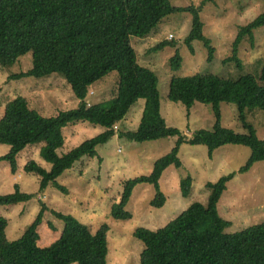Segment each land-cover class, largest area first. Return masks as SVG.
<instances>
[{
	"label": "trees",
	"instance_id": "16d2710c",
	"mask_svg": "<svg viewBox=\"0 0 264 264\" xmlns=\"http://www.w3.org/2000/svg\"><path fill=\"white\" fill-rule=\"evenodd\" d=\"M206 1L212 0L188 6L175 5L172 0H0V63L10 68L30 51L33 57L31 68L12 73L9 78H40L61 73L79 99L75 109L60 111L53 117H43L32 110L25 96L9 101L0 119V144L11 149L0 157V161H9L14 173L17 156L27 146L42 139L43 154L52 163L50 170L46 171L33 160L27 163L25 170L39 176L40 190L52 185L67 193L56 179L82 158L97 156L100 145L116 134V125L140 98L146 102L137 131H124L120 136L138 143L180 136V130L167 126L162 117L158 76L138 62L131 38L144 39L164 18L190 12L192 26L186 43L192 48L194 41L203 42L208 50L207 60L212 62L215 48L204 35L200 17ZM259 27H264V10L239 29L232 54L224 62L235 61L240 66L238 48L244 40L253 45L252 32ZM171 44L161 42L153 49ZM181 63L182 57L176 52L171 57L172 69L177 70ZM255 64L260 69L254 74L249 72L238 77L195 73L171 78L169 98L182 102L189 109L196 101L212 103L216 124L213 130H200L189 139L180 136L172 150L155 162L150 176L127 181L119 203L112 206V217L132 218L126 208L138 184H150L156 189L152 206L165 204L159 181L166 168L182 166L179 151L184 142L206 146L210 157L216 149L227 144L248 147L250 156L241 172L264 161V139L257 136L244 116L246 109L264 112V84L261 83L264 81V57L257 59ZM114 70L118 72V79L112 97L89 102L87 96L93 92L92 84ZM222 101L236 103L246 134H236L222 127L219 109ZM79 121L100 125L105 131L58 156L56 150L64 143L63 128ZM233 178L234 173L207 184L211 190L207 206L194 203L177 218L155 230L137 227L134 236L144 244L140 264H264V222L232 233L225 232L230 222L220 216L218 203ZM192 184L190 176L181 181L184 197L190 195ZM30 198L31 195L22 193L16 186L14 193L0 196V208L27 203ZM46 212L49 210L42 206L16 240L7 238L8 221L0 216V264H108V224L94 232L91 226L71 214L51 211L62 220V231L49 244L39 246V226ZM48 226L54 229L52 223L48 222Z\"/></svg>",
	"mask_w": 264,
	"mask_h": 264
},
{
	"label": "rangeland",
	"instance_id": "374dc122",
	"mask_svg": "<svg viewBox=\"0 0 264 264\" xmlns=\"http://www.w3.org/2000/svg\"><path fill=\"white\" fill-rule=\"evenodd\" d=\"M203 0H172L175 5H199ZM264 10V0H212L206 1L200 10L204 24V35L215 48L214 60H207L208 50L203 42L196 40L192 48L186 43L191 26L190 12L175 13L166 17L146 38L132 37L137 59L158 76L161 115L167 126L178 128L182 137L191 138L200 130H213L216 116L212 103L196 101L189 109L180 101L169 98L170 81L174 75L213 73L219 76L238 77L260 69L255 64L264 57V27L253 30V45L244 40L238 48L240 66L235 61L224 62L232 54L233 42L241 27L248 25ZM171 42L164 48L154 50L161 42ZM193 49V51L191 50ZM176 52L182 57L180 68L173 70L171 57ZM32 52L22 55L15 65L5 67L0 63V119L9 101L17 96H25L32 110L43 117L56 116L60 111L75 109L79 99L73 93L61 73H52L40 78L26 76L20 79L9 78L12 73L26 71L32 67ZM118 72L112 71L101 77L91 86L89 102H100L112 97L117 88ZM264 84V81L261 82ZM146 100L140 98L131 107L125 118L116 125V134L98 148L95 157H84L71 169L64 171L56 182L67 193L48 185L39 188V176L25 170L30 160L49 171L51 161L43 154L44 141L39 139L27 146L16 158V171L12 172L9 161H0V196L20 191L31 195L27 203L0 208V216L8 221L6 236L9 240L19 239L27 225L45 206L49 212L43 216L39 226V246H45L56 239L63 227L61 219L51 211L71 214L88 224L94 232L103 224L108 230V264H140L143 242L134 236L139 226L150 229L163 227L177 218L194 203L208 205L211 190L208 183H216L223 176L234 173L218 203L220 216L229 221L225 232L232 233L264 222V161L254 163L249 170L241 172L246 164L250 149L241 145L227 144L216 149L209 156L204 145H191L184 142L180 146V168L170 166L164 171L159 187L165 195L162 207L152 206L157 191L153 185L138 184L133 191L127 211L129 219H116L111 216L112 206L119 203L124 184L137 177L150 176L155 162L167 155L180 136L162 138L138 143L119 134L124 131H137ZM221 125L236 134H246L247 129L239 119L236 103L222 101L219 105ZM245 122L252 126L260 139H264V112L245 110ZM105 129L100 125L79 121L63 128V145L56 150L61 156L84 141L100 135ZM11 147L0 144V157L7 155ZM190 176L193 180L191 193L184 197L181 181ZM52 223L54 229L48 226ZM78 264V263H73Z\"/></svg>",
	"mask_w": 264,
	"mask_h": 264
}]
</instances>
